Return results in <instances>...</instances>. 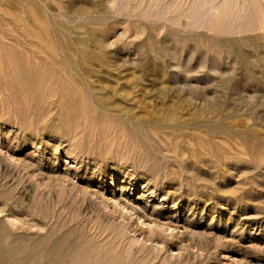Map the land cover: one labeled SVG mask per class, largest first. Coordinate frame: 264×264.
I'll return each mask as SVG.
<instances>
[{"label": "rangeland", "instance_id": "374dc122", "mask_svg": "<svg viewBox=\"0 0 264 264\" xmlns=\"http://www.w3.org/2000/svg\"><path fill=\"white\" fill-rule=\"evenodd\" d=\"M37 1L0 0L7 264H264L262 4Z\"/></svg>", "mask_w": 264, "mask_h": 264}, {"label": "bare ground", "instance_id": "6f19581e", "mask_svg": "<svg viewBox=\"0 0 264 264\" xmlns=\"http://www.w3.org/2000/svg\"><path fill=\"white\" fill-rule=\"evenodd\" d=\"M48 1V0H47ZM78 2L76 3V0H70L69 1V4H68V9H69V11L68 12H70L71 13V15H72V17H70L71 19H73V18H75L76 20H78V22H80L81 23V26H82V28H88V26H93V25H96V24H99L102 20H99V18H98V14H99V12H100V4L99 3H97V2H92V1H89V0H77ZM129 2H132L131 0H128ZM128 1L127 0H125V2H126V4H125V7L124 8H126L127 6H129L130 4L128 3ZM134 1V0H133ZM139 1H141V0H139ZM138 1V3L140 4L141 2H139ZM257 1H259L258 3L259 4H262L261 6L264 8V0H252V2H254V3H256ZM37 2H39V0L37 1ZM46 2V1H45ZM44 2V3H45ZM65 2V1H64ZM137 2V1H136ZM143 2V1H142ZM68 3V2H67ZM78 3H80V4H78ZM137 3V4H138ZM160 3V1L157 3V5ZM30 4L32 5L33 3H31L30 2ZM39 4V3H38ZM63 4V3H62ZM123 4V3H122ZM61 5V4H60ZM78 5H79V7H78ZM81 5V6H80ZM124 5V4H123ZM33 7H35L34 5H33ZM32 7V8H33ZM49 7V6H48ZM50 7H52V6H50ZM260 7V6H259ZM38 8V7H37ZM37 8H36V10H37ZM59 8V7H58ZM261 8V7H260ZM49 9H51V8H49ZM60 9V8H59ZM67 9V8H66ZM67 9V10H68ZM43 10V9H42ZM64 11H65V9H63ZM112 11V10H111ZM114 11H115V9H114ZM118 11V10H117ZM105 12V11H104ZM101 13V12H100ZM103 13V12H102ZM260 13V10H258V9H255L254 10V14L257 16L258 14ZM106 15V14H105ZM106 17V16H105ZM39 17H37V14L35 15V14H33V17H32V20H33V22L36 24V23H39L38 22V19ZM119 18V17H118ZM106 19V18H105ZM132 19V18H131ZM125 20H127V19H125ZM141 20V19H140ZM119 21V20H118ZM130 21V20H129ZM32 22V21H31ZM76 22V21H75ZM114 23H116V21L114 22ZM138 23H140V22H138ZM137 23V24H138ZM117 24V23H116ZM136 24V25H137ZM151 25V24H150ZM77 28V27H76ZM109 28V27H108ZM111 29V28H110ZM70 30V29H69ZM83 30V29H82ZM92 30V29H91ZM91 30H87V32H86V35L80 40V42L81 43H83L84 44V47H82L83 48V52L84 53H86V51H87V45L90 43V41H93V39H96L97 38V34L95 33V31L93 32V31H91ZM86 31V30H85ZM107 31H108V29H107ZM109 31H111V30H109ZM136 31V30H135ZM102 32H100V34H101ZM104 33H105V31H104ZM103 33V34H104ZM127 33V32H126ZM84 34V33H83ZM106 34V33H105ZM109 35V34H108ZM128 35V34H127ZM122 36L123 35H121L120 36V38H122ZM106 37V36H105ZM97 39H99V37L97 38ZM104 39V38H103ZM100 40H101V38H100ZM105 40V39H104ZM79 42V43H80ZM105 42V41H104ZM95 43V42H94ZM99 44V43H98ZM158 54V53H157ZM95 55H97V54H95ZM99 58V57H98ZM151 195V197H152V193L150 194ZM4 208V207H3ZM10 209V208H9ZM12 209V208H11ZM7 212H8V210H7ZM9 213H16V212H10L9 211ZM1 214V213H0ZM17 214V213H16ZM3 215V214H2ZM9 214H7V216H8ZM11 215H14V214H11ZM10 215V216H11ZM136 216H137V214H136ZM139 217V216H138ZM137 217V218H138ZM17 218V217H16ZM10 220H12V219H10ZM1 221V220H0ZM13 222V221H12ZM10 224V223H9ZM12 225V224H11ZM3 226H5L4 224H3ZM13 226H14V224H13ZM3 227H1V229H2ZM4 229H7V227H4ZM3 229V230H4ZM7 232V231H6ZM8 235V234H7ZM2 236H3V234L0 232V241H1V238H2ZM30 236V235H29ZM5 237V236H4ZM9 237V236H8ZM7 239H9V238H7ZM15 239H16V237H15ZM14 239V240H15ZM22 239V238H21ZM46 239V238H45ZM48 239V238H47ZM18 240H20L19 238H18ZM34 240V239H33ZM36 240V239H35ZM59 240V239H58ZM151 239H150V237L149 238H147V241L149 242ZM3 241V240H2ZM6 242H7V240H6ZM33 242V241H32ZM60 242V241H59ZM3 243V242H2ZM12 243V242H11ZM36 244H37V242H35ZM13 244V243H12ZM61 244V243H60ZM167 244V243H166ZM2 245V244H1ZM28 245V244H27ZM26 245V246H27ZM6 246V245H5ZM16 246V245H15ZM3 247V246H2ZM50 247V246H49ZM10 248V247H9ZM15 248L14 246L13 247H11V249H8V250H6V251H4L5 249H4V247H3V249L0 247V264H7V259H5V258H7L8 256L7 255H9V254H11V252H13V249ZM17 248V247H16ZM26 248V247H25ZM47 249H48V246H47ZM15 250V249H14ZM29 250V249H28ZM61 251H62V249H61ZM53 252V251H52ZM96 253V252H95ZM111 253V252H110ZM18 254V253H17ZM106 255V254H105ZM7 256V257H6ZM26 257V256H25ZM97 258V257H96ZM95 258V259H96ZM43 259V258H42ZM14 260V259H13ZM50 261H52V260H50ZM116 261V260H115ZM9 262V261H8ZM27 263V262H26ZM54 263V262H53ZM59 263V262H58ZM15 264V263H14ZM61 264V263H60ZM63 264V263H62Z\"/></svg>", "mask_w": 264, "mask_h": 264}]
</instances>
